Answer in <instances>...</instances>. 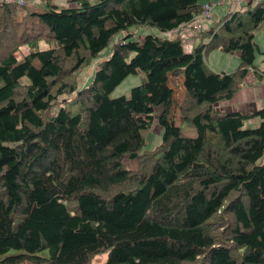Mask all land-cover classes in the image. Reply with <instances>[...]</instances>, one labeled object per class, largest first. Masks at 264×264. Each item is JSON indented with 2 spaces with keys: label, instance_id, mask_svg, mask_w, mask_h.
Returning <instances> with one entry per match:
<instances>
[{
  "label": "trees",
  "instance_id": "obj_1",
  "mask_svg": "<svg viewBox=\"0 0 264 264\" xmlns=\"http://www.w3.org/2000/svg\"><path fill=\"white\" fill-rule=\"evenodd\" d=\"M206 1H0V264H88L102 252L101 264H264V109L215 108L249 71L264 79L253 40L264 2L228 12L186 52L164 35ZM132 26L159 34H127L79 88L76 72ZM217 47L238 54L234 71L207 68ZM137 74L128 97H110ZM154 121L161 141L145 148Z\"/></svg>",
  "mask_w": 264,
  "mask_h": 264
},
{
  "label": "rangeland",
  "instance_id": "obj_2",
  "mask_svg": "<svg viewBox=\"0 0 264 264\" xmlns=\"http://www.w3.org/2000/svg\"><path fill=\"white\" fill-rule=\"evenodd\" d=\"M247 2L249 0H243L242 3L238 6L236 9L237 11H244L247 8ZM227 4H223V7L216 6L214 7L213 13H212V19L214 20L213 26H217L218 28L222 25V22L224 21L225 16L229 12L226 8ZM254 4H251V7H253ZM220 7V10L218 9ZM217 9L219 11H217ZM217 11V12H216ZM212 20V22H213ZM221 23V24H220ZM127 34L132 35V40H138L142 41V38L147 34H154L158 35L159 32L155 28H150L146 26H132L128 30L120 32L119 34L115 35L109 42V44L101 51V53L98 55L97 58L94 60H91V62L88 65H85L81 67L75 74V79L77 81V86L83 87L92 80L93 72L96 69V65L98 62L102 60H106L111 52V49L115 43H117L119 40L124 38ZM165 36V35H164ZM253 40L256 43L258 47V51L255 52V60H254V66H261V62L263 59V56L260 54L261 52H264V26L263 28H260L258 30H255L253 33ZM202 45V37L199 36V39L196 40L195 47ZM42 48H45L43 44H41ZM205 64L208 69H210L213 72H232L237 68V60L238 57L235 55H231L229 53H224L220 50V47H217L216 49H212L204 58ZM141 74L137 75H130L126 79H124L119 86L110 94V97H118V96H129V92L131 88L139 85L142 81ZM28 78L25 77L23 79V82H27ZM241 89V88H240ZM175 95H180V88L176 86L175 88ZM181 97V96H180ZM73 98V96L64 98V101H70ZM63 101V100H62ZM157 110H162V107H157ZM160 130V133H159ZM182 131L190 137H194L196 135L195 131L192 129H187L185 127H182ZM161 128L158 126L157 122L154 121L151 124L150 129L148 130L146 134V141L147 145L145 148L152 149L156 145H158L161 141ZM144 149V148H143ZM243 160V158H241ZM264 161V158H263ZM244 162V161H242ZM137 163L135 161H129L128 159L124 158L123 160V168L128 170H135L137 169ZM107 252L99 253L95 256H93L88 264H101L106 260Z\"/></svg>",
  "mask_w": 264,
  "mask_h": 264
},
{
  "label": "crops",
  "instance_id": "obj_3",
  "mask_svg": "<svg viewBox=\"0 0 264 264\" xmlns=\"http://www.w3.org/2000/svg\"><path fill=\"white\" fill-rule=\"evenodd\" d=\"M66 1L67 0H51L53 4L69 6L68 3H66ZM242 1L243 0H227L225 2L227 4L226 8L228 9L229 12L237 11L236 9L240 5V3H242ZM25 2H26L25 4L26 7H32V6L41 7L43 5L42 4L43 2H37V0H25ZM249 2H247V4ZM220 7H223V5ZM220 7L218 8L219 10H220ZM218 9L217 11H219ZM213 24H214V20L213 22L211 21L210 26H212ZM180 31H181L180 38H182L183 40L184 50L186 52H190L195 47L196 40L199 39V35L196 34L188 26L184 27ZM231 55H235L236 57H238L237 63L239 64L238 54L233 53ZM256 69L258 71L262 70L263 63L261 62V66H257ZM220 72H224V71H220ZM215 108L217 111L237 110L240 112H253L259 109H264V79L263 78L258 79L256 74L253 71H249L244 78V82H243L241 89L234 95V97L229 102H223V103L217 104ZM256 124H257L256 120L251 121V123H249L250 126H255ZM159 133H160V130H159Z\"/></svg>",
  "mask_w": 264,
  "mask_h": 264
},
{
  "label": "built area",
  "instance_id": "obj_4",
  "mask_svg": "<svg viewBox=\"0 0 264 264\" xmlns=\"http://www.w3.org/2000/svg\"><path fill=\"white\" fill-rule=\"evenodd\" d=\"M6 4L22 8L25 6V0H3ZM43 0H37V2H42ZM227 0H208L206 1L201 8V11L195 16V18L187 25L190 27L196 34L200 35L203 31L207 30L212 21V13L214 7L222 6ZM254 5L263 3L264 0H249ZM185 26V27H187ZM183 29V28H181ZM181 29H176L174 31L165 33V37L171 38L174 36L181 37ZM208 40L203 39L202 42L206 43Z\"/></svg>",
  "mask_w": 264,
  "mask_h": 264
}]
</instances>
